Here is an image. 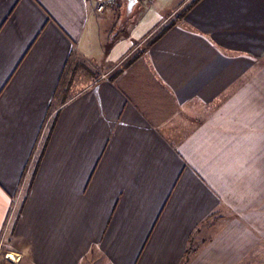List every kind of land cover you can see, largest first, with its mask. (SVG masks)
<instances>
[{"label": "crops", "instance_id": "crops-1", "mask_svg": "<svg viewBox=\"0 0 264 264\" xmlns=\"http://www.w3.org/2000/svg\"><path fill=\"white\" fill-rule=\"evenodd\" d=\"M128 1L0 0V264L258 257L264 0Z\"/></svg>", "mask_w": 264, "mask_h": 264}, {"label": "rangeland", "instance_id": "rangeland-1", "mask_svg": "<svg viewBox=\"0 0 264 264\" xmlns=\"http://www.w3.org/2000/svg\"><path fill=\"white\" fill-rule=\"evenodd\" d=\"M181 1L182 0H155L154 5L152 6L153 10H154V14H151L152 11H149V9L151 7L149 5H147L146 8L143 9L142 11H140V12L137 11V15L139 16L138 18L141 19L144 14L145 15L150 14V17H148V18H149V20H151L153 22V20L159 19L160 17H165V15H168L171 12H173L178 7V5L180 4ZM155 16H157V17H155ZM17 204H18V198L15 202L14 208L17 207ZM248 237H249V235H248ZM248 237H242L241 233H239L235 236L233 243L234 244L237 243L236 246L241 247V246H243L242 245L243 242L241 240L244 238L250 239ZM2 250H3V248H2ZM253 252H254V254H256L255 252H257L258 257L256 260L252 261V263H250V264H264V238L262 239L261 243L259 242L255 245ZM246 264H249V262H246Z\"/></svg>", "mask_w": 264, "mask_h": 264}, {"label": "trees", "instance_id": "trees-1", "mask_svg": "<svg viewBox=\"0 0 264 264\" xmlns=\"http://www.w3.org/2000/svg\"><path fill=\"white\" fill-rule=\"evenodd\" d=\"M200 0H191L174 18L168 20L165 24H163L148 40V45L155 43L162 35H164L169 29H171L183 16L187 14V12ZM188 257L186 255V259L183 264H187Z\"/></svg>", "mask_w": 264, "mask_h": 264}, {"label": "built area", "instance_id": "built-area-1", "mask_svg": "<svg viewBox=\"0 0 264 264\" xmlns=\"http://www.w3.org/2000/svg\"><path fill=\"white\" fill-rule=\"evenodd\" d=\"M97 15L104 14L109 8L120 6L124 0H94Z\"/></svg>", "mask_w": 264, "mask_h": 264}, {"label": "water", "instance_id": "water-1", "mask_svg": "<svg viewBox=\"0 0 264 264\" xmlns=\"http://www.w3.org/2000/svg\"><path fill=\"white\" fill-rule=\"evenodd\" d=\"M138 3V0H129L128 4H127V8H126V14L129 15L130 13H132L134 6Z\"/></svg>", "mask_w": 264, "mask_h": 264}]
</instances>
